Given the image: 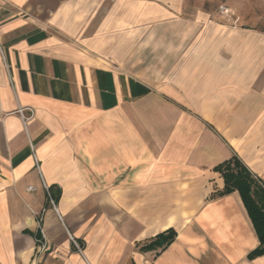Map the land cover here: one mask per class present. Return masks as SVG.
<instances>
[{"label":"crops","instance_id":"1","mask_svg":"<svg viewBox=\"0 0 264 264\" xmlns=\"http://www.w3.org/2000/svg\"><path fill=\"white\" fill-rule=\"evenodd\" d=\"M241 33L181 0H0V264H264L217 171L264 183V49Z\"/></svg>","mask_w":264,"mask_h":264},{"label":"trees","instance_id":"2","mask_svg":"<svg viewBox=\"0 0 264 264\" xmlns=\"http://www.w3.org/2000/svg\"><path fill=\"white\" fill-rule=\"evenodd\" d=\"M217 171L225 180V189L221 194L239 192L257 232L261 244L250 254V257L264 255V183L256 178L236 156L218 166ZM175 236L174 230L162 233L149 245V248H164L174 240Z\"/></svg>","mask_w":264,"mask_h":264},{"label":"rangeland","instance_id":"3","mask_svg":"<svg viewBox=\"0 0 264 264\" xmlns=\"http://www.w3.org/2000/svg\"><path fill=\"white\" fill-rule=\"evenodd\" d=\"M188 12L201 14L226 29L242 30L241 39L257 36L264 49V0H181Z\"/></svg>","mask_w":264,"mask_h":264},{"label":"built area","instance_id":"4","mask_svg":"<svg viewBox=\"0 0 264 264\" xmlns=\"http://www.w3.org/2000/svg\"><path fill=\"white\" fill-rule=\"evenodd\" d=\"M27 112H29V115L26 114ZM18 113L21 116V118L24 120L25 123L27 121L31 120L33 118V116H34V110L32 108H20L18 110ZM29 189H33V188L30 187ZM48 194H49V198H50V202H51L52 207L57 211L58 210L57 209V205H56L54 199L52 198L51 193L48 192ZM34 213H35V215H37L39 217V222H41L42 221V216L45 213V210L42 213H36V212H34ZM74 243H75L76 247L78 248V250L80 252H82L81 247L76 242H74ZM39 244H40L39 245V249H38L39 253H44V252H46L48 250L49 243L47 241V237H46L44 231H43L42 239L39 240Z\"/></svg>","mask_w":264,"mask_h":264}]
</instances>
